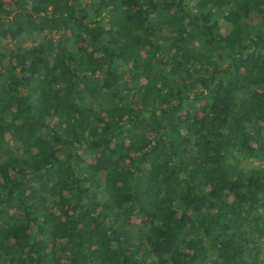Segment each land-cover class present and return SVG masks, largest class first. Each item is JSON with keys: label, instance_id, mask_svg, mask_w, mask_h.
Masks as SVG:
<instances>
[{"label": "trees", "instance_id": "obj_1", "mask_svg": "<svg viewBox=\"0 0 264 264\" xmlns=\"http://www.w3.org/2000/svg\"><path fill=\"white\" fill-rule=\"evenodd\" d=\"M263 162L264 0H0V264H264Z\"/></svg>", "mask_w": 264, "mask_h": 264}, {"label": "rangeland", "instance_id": "obj_2", "mask_svg": "<svg viewBox=\"0 0 264 264\" xmlns=\"http://www.w3.org/2000/svg\"><path fill=\"white\" fill-rule=\"evenodd\" d=\"M24 40V42L27 44V45H33V44H35V43H37V41L39 40H41V36H38V35H35V36H29V37H27V38H24L23 39ZM255 164H258V163H255ZM261 166H263V168H264V162L262 163V164H260ZM130 221H131V223H133V226L134 227H137V226H140V223H142L141 221H140V219H137L136 217H132L131 219H130Z\"/></svg>", "mask_w": 264, "mask_h": 264}]
</instances>
